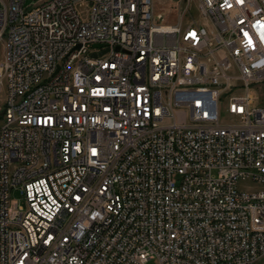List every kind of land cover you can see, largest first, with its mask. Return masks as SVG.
Masks as SVG:
<instances>
[{"label": "built area", "instance_id": "built-area-1", "mask_svg": "<svg viewBox=\"0 0 264 264\" xmlns=\"http://www.w3.org/2000/svg\"><path fill=\"white\" fill-rule=\"evenodd\" d=\"M192 1L0 0V264H264V0Z\"/></svg>", "mask_w": 264, "mask_h": 264}, {"label": "rangeland", "instance_id": "rangeland-1", "mask_svg": "<svg viewBox=\"0 0 264 264\" xmlns=\"http://www.w3.org/2000/svg\"><path fill=\"white\" fill-rule=\"evenodd\" d=\"M174 1L175 0H154L155 13H162L163 14V9H168L169 7H172L174 4ZM32 2H33V0H26L25 5L30 6L32 4ZM0 6H1V4H0ZM196 8H197V6H196ZM188 10H189L188 11L189 12L188 13V20H190L189 17H191L195 12V0H193L190 3V8ZM168 22L174 23L175 22L174 16L169 18ZM98 47H100V46L99 45H92L91 50L96 49ZM251 94H252L253 98L255 99V105H258V106L264 108V82L259 84V85L253 86L251 89ZM0 113H1V106H0ZM220 117L222 119L224 118V114L221 110H220ZM10 199L16 200L20 205H24V199H23L22 195L19 193V191H12L10 193Z\"/></svg>", "mask_w": 264, "mask_h": 264}, {"label": "bare ground", "instance_id": "bare-ground-1", "mask_svg": "<svg viewBox=\"0 0 264 264\" xmlns=\"http://www.w3.org/2000/svg\"><path fill=\"white\" fill-rule=\"evenodd\" d=\"M54 1V0H46ZM197 10L203 14H214L217 12L216 0H196ZM130 43H137V35H130ZM141 43L143 47H151V38L149 35H141ZM102 73L104 76H116L118 74V66L111 65V61L102 62ZM84 91H91L90 83H83ZM76 147H68V157H75Z\"/></svg>", "mask_w": 264, "mask_h": 264}]
</instances>
